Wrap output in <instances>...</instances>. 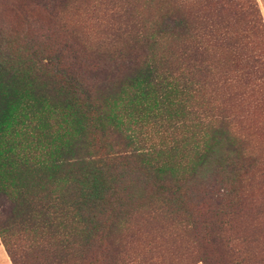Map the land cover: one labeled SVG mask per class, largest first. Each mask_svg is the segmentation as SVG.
I'll list each match as a JSON object with an SVG mask.
<instances>
[{"label": "trees", "instance_id": "trees-1", "mask_svg": "<svg viewBox=\"0 0 264 264\" xmlns=\"http://www.w3.org/2000/svg\"><path fill=\"white\" fill-rule=\"evenodd\" d=\"M31 1L49 7L58 0ZM225 3L226 0H204V11L184 9L180 4L168 6L154 22L152 33H137L140 45L131 42L123 55L117 53L113 59L106 50L99 55L91 52L80 56L68 39L52 51L31 45L28 53H15L4 44L0 24V240L3 245L7 246L8 237L12 236L10 230L15 227L50 230L61 226V219L69 214L70 222L77 225L83 262L88 255L104 250L101 264H118L119 245L111 235L119 226L133 220L136 207H141L147 212L144 218L147 223L156 215L177 223L187 222L195 232H203L204 248L223 241L227 250L234 251L229 240L222 236V227L228 225L229 216L243 211L246 195L241 189L242 181L256 176L264 187V168L260 162L257 166V158L245 149L242 139L229 133L223 109L210 106L199 94L197 111L211 117L207 124L211 133L203 145L192 146L195 157L187 156L186 163H191V167L190 174L185 176L176 171L166 172L167 165L160 156L163 148L158 151L139 144L135 130L117 113L114 106L117 100H113V109L110 106L103 110L101 104L102 99L108 104L110 98H122L130 88L139 95L156 91V97L163 96L165 100L175 91L174 84H162L158 67L145 51L148 48L151 53V48L160 42L166 47L163 65L179 64L176 69H182L180 90L189 97L194 96L190 95L193 89L201 91L207 83L204 77L210 69H203L206 61L201 58L207 49H225L253 67L260 64V60L244 56L242 51L248 46L246 27L252 33L264 32L255 3L248 7L251 18L245 25H234L236 22L222 18ZM30 59L36 67L24 68ZM46 99L60 101L59 107L66 114L72 134L63 146L49 148L51 160L30 162L29 147L23 146L27 142L25 124L34 120L35 106ZM96 131L102 137L107 136L106 151L97 158L87 152ZM121 142L125 146L123 154L110 152ZM219 162L229 186L216 191L222 197L221 203H214L216 213H210L206 206L205 218H195L198 212L193 215L192 209L184 205V198L196 181L201 182V168ZM54 183H60L59 190L49 189L48 184ZM209 186L207 191L215 189ZM212 222L218 231L209 229ZM230 263L264 264V261L259 258L249 263L240 260ZM88 264H97L96 258ZM201 264H215V259L206 257Z\"/></svg>", "mask_w": 264, "mask_h": 264}, {"label": "rangeland", "instance_id": "rangeland-1", "mask_svg": "<svg viewBox=\"0 0 264 264\" xmlns=\"http://www.w3.org/2000/svg\"><path fill=\"white\" fill-rule=\"evenodd\" d=\"M252 2L264 26V0H226L221 16L236 22L234 25H245L251 18L248 7ZM203 3L204 0H58L48 7L31 0H0V24L4 44L15 53H28L31 45L52 51L68 39L80 56L91 52L99 55L106 50L112 53L113 59L117 58V53L123 55L131 42L140 45L137 33H152L154 22L168 6L180 4L184 9L204 11ZM245 34L248 46L242 51L244 56L260 60L258 69L247 60H237L225 49H207L201 56L206 61L203 69H210L204 77L207 83L201 91L193 89L190 95L194 96L189 97L180 90L182 69H176L179 64L163 65L166 47L160 42L151 48V53L148 48L145 51L158 67L162 84H174L175 91L166 95L165 100L163 96L156 97V91L139 95L130 88L122 98H110L108 104L107 100L104 103L99 98L103 110L110 106L113 109V100H117L115 109L126 125L135 130L139 144L158 151L163 148L160 156L167 165H164L166 172L176 171L186 176L191 167L186 158L195 157L192 146L203 145L211 133L207 129L211 117L197 111L201 94L210 106L223 109L229 133L240 137L245 149L257 158V166L260 162L264 168V32L252 33L246 27ZM28 61L24 68L36 67L31 59ZM47 100L50 99L35 106L34 120L25 124L27 142L24 143L23 138L20 142V147L22 142L29 147L30 162L51 160L49 148L63 146L72 134L66 114L59 107L60 101ZM102 136L96 131L88 147L87 152L96 158L106 151L107 136ZM110 152L123 154L125 146L121 142ZM208 166L201 168V182L196 181L184 198L186 208L192 209V214L198 212L195 218H205L206 206L210 213H216L214 203L222 202L216 191L229 186L227 178L222 176L220 162ZM240 184L246 195L243 211L229 216L228 225L221 231L234 251L227 250L223 241L217 242L215 247L204 248L203 232H195L187 222L177 223L155 214L147 223L144 220L147 212L135 205L133 220L119 226L111 235L119 245L118 264H201L206 257L214 258L215 264H231L236 260L249 263L259 258L263 262L264 187L256 176ZM209 185L215 189L207 191L211 188ZM59 186L60 183L48 184L51 191L59 190ZM4 209L8 210L6 206ZM61 220V226L50 230L21 227L10 230L12 236L8 237L7 246L0 240V264H88L95 258L97 264H101L104 250L88 255L83 262L77 225L70 222L69 214ZM209 229L218 231L215 222Z\"/></svg>", "mask_w": 264, "mask_h": 264}]
</instances>
